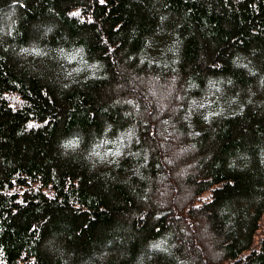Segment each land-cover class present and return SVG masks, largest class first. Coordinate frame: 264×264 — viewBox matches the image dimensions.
Segmentation results:
<instances>
[{"label": "trees", "instance_id": "1", "mask_svg": "<svg viewBox=\"0 0 264 264\" xmlns=\"http://www.w3.org/2000/svg\"><path fill=\"white\" fill-rule=\"evenodd\" d=\"M11 5L0 264H197L209 241L202 264H264V0H0V11ZM157 74L174 90L163 106L146 80ZM167 129L186 138L159 147L152 135Z\"/></svg>", "mask_w": 264, "mask_h": 264}, {"label": "rangeland", "instance_id": "2", "mask_svg": "<svg viewBox=\"0 0 264 264\" xmlns=\"http://www.w3.org/2000/svg\"><path fill=\"white\" fill-rule=\"evenodd\" d=\"M14 11H13V10ZM16 15H18V9L16 8V7H14V6H12L11 5V8L10 7H8V9L7 8H5V9H2L1 11H0V33L2 34L3 32H4V30H5V27L7 28V26H10V24H11V22L14 20V18H15V16ZM46 27H55V28H58L59 27V25H57V24H53V25H51V24H48L47 26H43V25H38V23L36 22L35 24H34V28L37 30V31H40V30H42V29H44V28H46ZM8 30V29H7ZM31 31H34V29H32ZM31 35V34H30ZM32 36V35H31ZM33 38H36V36H33L32 37V39ZM31 51H36V52H40L37 48H31L30 49ZM57 75H60L59 74V72H57ZM147 76V75H146ZM160 76H163V75H149L148 76V79H146V80H148L147 82L148 83H150V85H151V88H150V92L153 94V98H155V97H158V96H161V95H164V96H162V100H160V104L163 106L165 103H166V98H165V93L167 92V91H169V90H171L172 92H174V90H173V88L171 89V84L172 83H166V82H164V81H161V80H163V77H160ZM142 78V77H141ZM160 80V81H159ZM158 82V83H157ZM141 85V84H140ZM119 86H120V84H119ZM159 86H160V88L162 87V94H159V92H158V88H159ZM133 90L135 89V88H132ZM158 92V93H157ZM169 93H170V91L167 93V95H169ZM168 97V96H167ZM11 98L12 99H14V95H12L11 96ZM167 103H169V99H168V101H167ZM143 104H144V106H143ZM146 104H147V107L148 108H150V107H152L151 105H153V107H154V110H156V104H154V102H153V100H144L143 98L140 100V101H138V105L136 106V107H138L139 108V106H141L140 107V109H142V108H145V109H148L147 107H146ZM192 107V106H191ZM193 108V107H192ZM150 112V111H149ZM156 113V112H155ZM161 113L162 112H160V115H161ZM157 116V115H156ZM165 116V115H164ZM136 124H138V123H136ZM122 128H124V127H120V128H118L119 130L120 129H122ZM134 131H133V133H135L136 134V141H137V143L139 142V138L141 137V133H140V130H139V128H138V126H135L134 125V129H133ZM168 130V129H167ZM111 131V130H110ZM168 131H170V132H172V136H170V135H167V133L163 136V137H157L158 136V130L155 132V134H153L152 136H154V138H155V142H157V145L160 147V146H162V144H163V142L164 141H166V140H172L174 143H176V144H179V142L182 140V138H186V137H184V135H182V134H180L178 131H176V130H168ZM104 135H107L106 133L104 134L103 133V135H101V136H104ZM101 136H99V137H101ZM76 138H77V143H76V145H68L67 143H65V142H63L62 143V145H63V148L64 149H74V148H76L77 146H79L80 144H81V142H82V140L80 139V137L79 136H77L76 135ZM190 139L192 138V136H190L189 137ZM97 138H95L93 141H94V144H93V147L91 148V150H90V152H89V155H91L92 157H94V158H96L95 156H97ZM92 141V142H93ZM177 147L178 146H176V149H177ZM149 148V147H148ZM136 154V151L134 152V155ZM169 159H171V158H169ZM181 172H183L182 171V169H181V171L179 170V174H181ZM183 175H184V177H185V172H183L182 173ZM179 181H180V183H182V181H184L183 179H182V177L179 179ZM159 185H158V190L159 189H161V187L163 188V185H164V182L163 181H160V183H158ZM161 192H163V190L161 191ZM176 193H179V192H176ZM175 195V194H174ZM200 225H201V227H202V225H206V219H205V217H203V219H201L200 220ZM181 229H182V227H181ZM196 230H197V228H196ZM195 233H196V231H194ZM212 243H211V241H209V242H207V244H206V246H207V248L205 249V250H203L202 251V253H200L199 252V256L196 258L195 256H194V258L193 259H190V262H196L197 264H202V262H203V259L204 260H206L207 259V254H208V252H209V249H210V245H211ZM216 245V244H215ZM98 247V249L100 250V251H97V250H95L94 249V253H93V255H91V257H100V258H102L101 256H102V254L104 255L105 253L104 252H106V250L107 249H105V251H103V248H101V246L100 245H97ZM121 250V249H120ZM210 252H212V251H210Z\"/></svg>", "mask_w": 264, "mask_h": 264}, {"label": "snow or ice", "instance_id": "3", "mask_svg": "<svg viewBox=\"0 0 264 264\" xmlns=\"http://www.w3.org/2000/svg\"><path fill=\"white\" fill-rule=\"evenodd\" d=\"M101 2H103V0H101ZM74 15H78V13H74ZM29 127H32V125H29Z\"/></svg>", "mask_w": 264, "mask_h": 264}, {"label": "bare ground", "instance_id": "4", "mask_svg": "<svg viewBox=\"0 0 264 264\" xmlns=\"http://www.w3.org/2000/svg\"><path fill=\"white\" fill-rule=\"evenodd\" d=\"M245 255V254H244Z\"/></svg>", "mask_w": 264, "mask_h": 264}]
</instances>
